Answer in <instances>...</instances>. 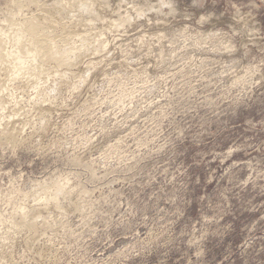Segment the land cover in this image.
Returning <instances> with one entry per match:
<instances>
[{
  "label": "clouds",
  "instance_id": "1",
  "mask_svg": "<svg viewBox=\"0 0 264 264\" xmlns=\"http://www.w3.org/2000/svg\"><path fill=\"white\" fill-rule=\"evenodd\" d=\"M0 264H264V0H0Z\"/></svg>",
  "mask_w": 264,
  "mask_h": 264
}]
</instances>
